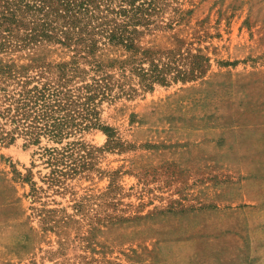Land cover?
I'll return each instance as SVG.
<instances>
[{
	"label": "rangeland",
	"instance_id": "1",
	"mask_svg": "<svg viewBox=\"0 0 264 264\" xmlns=\"http://www.w3.org/2000/svg\"><path fill=\"white\" fill-rule=\"evenodd\" d=\"M160 7V27H139V44L179 49L186 66L203 55L202 74L147 91L134 79L130 95L101 101L99 120L113 130L108 147L95 128L59 144L19 137L0 146V264H264V0ZM13 43L0 64L56 65L72 55L55 42ZM125 55L112 47L98 54ZM75 140L85 144V169L56 191L33 153ZM28 169L42 189L34 203L21 179ZM32 207L71 220L51 230Z\"/></svg>",
	"mask_w": 264,
	"mask_h": 264
},
{
	"label": "trees",
	"instance_id": "2",
	"mask_svg": "<svg viewBox=\"0 0 264 264\" xmlns=\"http://www.w3.org/2000/svg\"><path fill=\"white\" fill-rule=\"evenodd\" d=\"M161 1L0 0V50L13 48V39L19 38V47L46 41L72 52L68 61L56 65L0 64V146L19 137L26 145L39 146L44 138L59 144L95 128L108 137V147L113 130L99 120L101 101L130 95L135 91L131 85L134 79L147 91L155 84L201 75V64L207 62L203 55H191V65L186 66L187 56L179 49L155 51L139 44L138 36L143 33L139 27L148 31L160 27ZM108 47L122 48L125 57L103 61L98 54ZM38 148L40 152L33 155L50 169L43 181L56 186V191L64 190L65 181L85 169V156L79 152L86 147L78 140L59 148ZM31 173L28 169L21 179L29 183L34 203L42 189L32 181ZM80 206L75 205L76 211ZM31 209L51 230L71 220L68 215L55 218V209Z\"/></svg>",
	"mask_w": 264,
	"mask_h": 264
}]
</instances>
